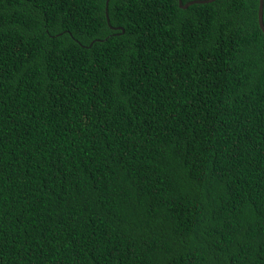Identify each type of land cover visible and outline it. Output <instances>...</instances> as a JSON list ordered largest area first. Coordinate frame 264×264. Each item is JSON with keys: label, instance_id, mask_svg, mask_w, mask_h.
<instances>
[{"label": "trees", "instance_id": "obj_1", "mask_svg": "<svg viewBox=\"0 0 264 264\" xmlns=\"http://www.w3.org/2000/svg\"><path fill=\"white\" fill-rule=\"evenodd\" d=\"M106 2L0 0V264H264L259 0Z\"/></svg>", "mask_w": 264, "mask_h": 264}, {"label": "water", "instance_id": "obj_2", "mask_svg": "<svg viewBox=\"0 0 264 264\" xmlns=\"http://www.w3.org/2000/svg\"><path fill=\"white\" fill-rule=\"evenodd\" d=\"M215 0H193L186 4H183V0H179V4L182 8H188L190 5H193L195 3H210ZM109 0L106 2V10H108ZM107 19L109 22V16L107 14ZM258 19H259V25L261 29L264 32V0H259V11H258Z\"/></svg>", "mask_w": 264, "mask_h": 264}]
</instances>
